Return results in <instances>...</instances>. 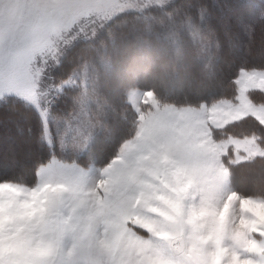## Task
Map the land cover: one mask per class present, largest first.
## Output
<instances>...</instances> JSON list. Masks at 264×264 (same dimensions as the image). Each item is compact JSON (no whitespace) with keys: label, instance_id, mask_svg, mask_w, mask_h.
<instances>
[{"label":"rangeland","instance_id":"374dc122","mask_svg":"<svg viewBox=\"0 0 264 264\" xmlns=\"http://www.w3.org/2000/svg\"><path fill=\"white\" fill-rule=\"evenodd\" d=\"M175 1L0 0V102L7 97H14L31 104L40 117L43 139L49 145L54 144L51 133V128H54L57 149L62 155L52 158L74 162V165L82 169L107 168L110 165L106 171L109 169L112 173L115 158L120 154L122 146L134 137L139 125L152 114L158 113V116L163 117L167 114L163 113L166 109H179L210 118V111L213 110V115L218 113L235 118L251 112V106L260 104L250 99L248 90H264V68L241 69L236 77L238 94L236 90L233 98L219 99L217 105L210 109L203 102L177 106L163 103L156 98L152 90L130 88L127 91V99L136 111L138 119L135 133L120 143L114 155L105 163L96 164L90 160L86 164L78 162L77 155L90 148L100 128L98 117L101 114L102 101L96 93L94 78L89 76L87 67L75 70L73 75L66 78L56 79L55 71L61 60L77 40H95L117 16L127 12H144L152 6H166ZM202 21L188 19L185 27L199 44L200 50L206 53L210 47L206 40H202ZM70 85L78 88L75 103L72 109H69L71 111L61 115L53 114L54 100ZM205 103L212 105L216 101ZM200 104L201 106H198ZM20 119L19 116L11 117L3 121L4 123L0 122V127L9 131L13 126V129L18 130ZM21 138L22 141L18 143L0 142V150H14L19 147L29 151L30 139L22 136ZM258 149L264 153V148L258 146ZM44 167L37 169L35 181L31 185L0 184V231L4 230L3 233L11 236L9 246L0 245V264H68L65 258L66 248L59 239L38 246V195L26 193L33 190L38 192V175L43 176ZM262 172V175L259 172L256 177L248 179H264V171ZM228 173L226 170L227 177ZM114 190L113 183H100V191L104 194L103 206L105 203L110 204V208L118 203L127 206L130 195H113ZM77 191L73 195H79ZM88 194L93 195L94 192ZM148 197L150 198V195ZM177 198L173 199L175 209L185 208L188 222L186 226L190 229L186 230L185 239L174 238L169 241L167 247L152 249L153 257H138L133 254L136 238L129 235L128 223L120 216L108 213L107 217H98L95 216L94 207L89 206L90 211H87L91 213L90 216H76V219H83L81 224L84 223L85 227L90 228L87 224L94 227L103 223L108 228L119 230L111 245L96 248L95 242L98 243L100 239L99 229L90 228L93 244L90 252L93 261L90 264H264V203L258 205L259 203L235 201L232 195L227 194V181L219 184L218 195H183L179 203ZM154 203L155 208L161 212L174 207L168 203L165 195H154ZM83 207L81 204V209ZM196 209L200 210L201 218L198 216L200 227L194 229ZM89 219L91 221L88 223ZM53 220L52 217L48 222ZM137 230L140 231L139 228ZM247 233L250 235V243L244 240ZM18 234H21L20 240L14 237ZM76 255L78 254L75 249Z\"/></svg>","mask_w":264,"mask_h":264},{"label":"trees","instance_id":"16d2710c","mask_svg":"<svg viewBox=\"0 0 264 264\" xmlns=\"http://www.w3.org/2000/svg\"><path fill=\"white\" fill-rule=\"evenodd\" d=\"M188 19L203 20L202 40L210 47L206 53L185 27ZM83 67L94 78L102 105L97 135L77 158L82 164L89 160L102 164L135 133L138 119L127 99L130 88L152 90L163 103H212L234 97L241 69L264 68V0H176L144 12L121 14L95 40H77L71 45L55 77L66 78ZM77 91L74 85L66 87L54 100L52 113L70 112ZM252 94L259 99L257 93ZM16 116L21 117L20 127L17 130L12 126L9 131L0 127V142L18 143L22 136L30 139V149L0 150V182L31 185L38 167L62 154L57 149L54 128V144L44 141L40 117L31 104L14 97L0 102V122ZM228 134H255L264 144V126L253 117L213 129L216 138ZM230 156L224 158L236 190L264 198V179L249 180L259 172L263 174L264 157L233 164Z\"/></svg>","mask_w":264,"mask_h":264},{"label":"crops","instance_id":"0c3cea01","mask_svg":"<svg viewBox=\"0 0 264 264\" xmlns=\"http://www.w3.org/2000/svg\"><path fill=\"white\" fill-rule=\"evenodd\" d=\"M236 82L238 85L237 80ZM252 93H257L259 99H255ZM248 94L254 103L260 105L251 106V112L235 118L218 113L213 115V110L210 111V118L179 109H166L163 113L167 114L163 117L158 116V113L152 114L139 125L134 137L122 146L120 154L115 158L113 173L109 169L106 171L110 165L107 168L82 169L74 165V162L58 158H52L40 165L39 167H45L43 176L38 175V192L33 190L26 193L38 195V246L59 239L66 248L65 258L68 264H90L93 261L90 255L93 245L90 228L93 226L87 224L90 228L85 227L84 223L81 224L83 219H76V216H90L88 208L93 206L95 216L107 217L108 213L114 214L128 223L129 235L136 238L134 255L153 257L152 249L167 247L174 238L185 239L186 230L190 229L186 226L188 222L185 208L178 207L180 211L175 209L173 199L177 196L179 203L183 195H218L219 184L227 181V194L232 195L235 201L263 204L264 198L246 196L236 190L232 184L231 170L224 157L231 153L230 161L233 164L264 157V153L258 149V146L264 148V144L255 134H228L220 139L213 135L214 128H224L246 117H253L264 126V90L251 88ZM218 101L212 105L203 103L210 109ZM226 170L229 172L228 177ZM101 182L114 184L113 195H130L128 205L118 203L112 206L113 209L108 203L103 206ZM2 183L19 184L0 182ZM75 191L80 194L73 195ZM91 191L94 192L93 195L88 194ZM85 192H88L87 195H81ZM154 195H165L168 203L174 205L173 209L166 208L163 212L157 210ZM81 204L84 206L82 209ZM198 216L201 218V213L196 209L194 229L200 227ZM52 217L54 220L49 223L48 220ZM90 221L91 219L88 223ZM102 224L93 227L99 229L100 239L98 243L95 242L96 248L111 245L119 232L114 227L108 228ZM3 231H0V245L9 246L11 236ZM14 237L20 240L21 234ZM249 237L247 233L244 239L248 243ZM75 249L78 254L76 256Z\"/></svg>","mask_w":264,"mask_h":264},{"label":"bare ground","instance_id":"6f19581e","mask_svg":"<svg viewBox=\"0 0 264 264\" xmlns=\"http://www.w3.org/2000/svg\"><path fill=\"white\" fill-rule=\"evenodd\" d=\"M249 177V176H248Z\"/></svg>","mask_w":264,"mask_h":264}]
</instances>
